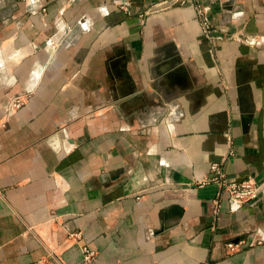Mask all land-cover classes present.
<instances>
[{
	"label": "crops",
	"instance_id": "0c3cea01",
	"mask_svg": "<svg viewBox=\"0 0 264 264\" xmlns=\"http://www.w3.org/2000/svg\"><path fill=\"white\" fill-rule=\"evenodd\" d=\"M166 2L0 0V264H264V0Z\"/></svg>",
	"mask_w": 264,
	"mask_h": 264
},
{
	"label": "built area",
	"instance_id": "2783aa9c",
	"mask_svg": "<svg viewBox=\"0 0 264 264\" xmlns=\"http://www.w3.org/2000/svg\"><path fill=\"white\" fill-rule=\"evenodd\" d=\"M53 1L54 0H21V2H24L28 7L37 8V10H32L33 14L36 13L46 14L48 12L50 3H52ZM166 1H167L166 2L167 6L169 7H176V6L181 7L186 5L196 7L197 15L201 21L203 34L210 41H213L216 38L214 29L212 28L211 23L206 17V11L204 10L202 5L203 0H166ZM119 6L120 9H122L125 12H128L130 4L129 2H126L120 4ZM146 13L141 15L143 19L146 16L145 15ZM73 33H71V30H68L64 35V37L72 35ZM57 41L59 42V40ZM246 43L248 45L254 46L257 44V39L247 38ZM62 44H67V43L63 42ZM24 104L25 101L22 100V98L19 97L14 98L11 101L9 113L6 114L5 119L0 122V128H4L8 122L9 117L12 114H14L17 110L21 109L24 106ZM176 111H177L176 108L171 109L168 114V117L165 118L164 122L173 123L174 119L178 117ZM229 143H231V138H229ZM233 154H234L233 150H231L230 155L233 156ZM210 173H211V177H207L203 182V184L214 182L219 186L217 197L214 199L216 215L222 212L224 203L226 201H228L233 208H239L240 206L253 201L260 192L259 185L253 179H245L241 181L230 179L226 174L223 163L212 164L210 168ZM262 244L263 242L261 240H255V239L251 240L250 242H245V241H240L238 243L230 242L227 244V249L229 253H234L243 249L246 246H256ZM84 253H85L86 262L92 260V258L95 255L94 251L89 250L87 248L84 250Z\"/></svg>",
	"mask_w": 264,
	"mask_h": 264
},
{
	"label": "water",
	"instance_id": "95a60500",
	"mask_svg": "<svg viewBox=\"0 0 264 264\" xmlns=\"http://www.w3.org/2000/svg\"><path fill=\"white\" fill-rule=\"evenodd\" d=\"M75 34H77V33L75 32Z\"/></svg>",
	"mask_w": 264,
	"mask_h": 264
}]
</instances>
